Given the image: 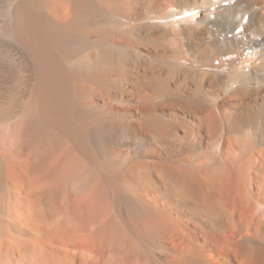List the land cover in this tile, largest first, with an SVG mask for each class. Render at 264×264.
Masks as SVG:
<instances>
[{"label": "bare ground", "instance_id": "bare-ground-1", "mask_svg": "<svg viewBox=\"0 0 264 264\" xmlns=\"http://www.w3.org/2000/svg\"><path fill=\"white\" fill-rule=\"evenodd\" d=\"M0 264H264V0H0Z\"/></svg>", "mask_w": 264, "mask_h": 264}]
</instances>
